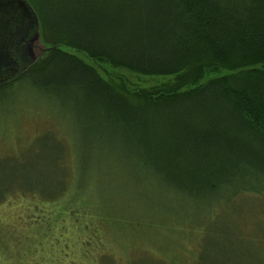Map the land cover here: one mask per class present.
Listing matches in <instances>:
<instances>
[{"label":"trees","instance_id":"trees-1","mask_svg":"<svg viewBox=\"0 0 264 264\" xmlns=\"http://www.w3.org/2000/svg\"><path fill=\"white\" fill-rule=\"evenodd\" d=\"M29 2L53 48L4 86L33 79L36 91L72 93V107L91 113L102 139L115 129L157 190L197 208L202 234L190 246L203 256L191 264H226L209 258L213 237L239 242L220 225L223 204L264 195V0ZM251 228L264 236L259 220Z\"/></svg>","mask_w":264,"mask_h":264},{"label":"rangeland","instance_id":"rangeland-1","mask_svg":"<svg viewBox=\"0 0 264 264\" xmlns=\"http://www.w3.org/2000/svg\"><path fill=\"white\" fill-rule=\"evenodd\" d=\"M118 72L138 85L157 82ZM59 92L36 91L33 79L0 87V264L202 261L190 246L202 234L194 204L157 190L115 129L102 139L91 113L72 107V93ZM263 203L264 195L244 194L223 204L220 225L239 242L213 237L212 261L264 264V236L251 235L253 221L264 226V211L252 214Z\"/></svg>","mask_w":264,"mask_h":264},{"label":"water","instance_id":"water-1","mask_svg":"<svg viewBox=\"0 0 264 264\" xmlns=\"http://www.w3.org/2000/svg\"><path fill=\"white\" fill-rule=\"evenodd\" d=\"M52 48L43 42L29 0H0V87L16 81Z\"/></svg>","mask_w":264,"mask_h":264},{"label":"bare ground","instance_id":"bare-ground-1","mask_svg":"<svg viewBox=\"0 0 264 264\" xmlns=\"http://www.w3.org/2000/svg\"><path fill=\"white\" fill-rule=\"evenodd\" d=\"M14 87V86H13ZM13 91V90H12ZM42 91V90H41ZM43 93V92H42ZM50 94V93H49ZM13 95V94H12ZM2 98V97H1ZM8 98V97H7ZM10 98V97H9ZM79 111V110H78ZM80 112V111H79ZM81 113V112H80Z\"/></svg>","mask_w":264,"mask_h":264}]
</instances>
